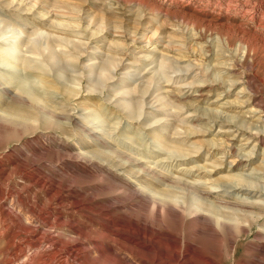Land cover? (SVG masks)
Masks as SVG:
<instances>
[{
	"label": "rangeland",
	"instance_id": "374dc122",
	"mask_svg": "<svg viewBox=\"0 0 264 264\" xmlns=\"http://www.w3.org/2000/svg\"><path fill=\"white\" fill-rule=\"evenodd\" d=\"M0 264H264V0H0Z\"/></svg>",
	"mask_w": 264,
	"mask_h": 264
},
{
	"label": "bare ground",
	"instance_id": "6f19581e",
	"mask_svg": "<svg viewBox=\"0 0 264 264\" xmlns=\"http://www.w3.org/2000/svg\"><path fill=\"white\" fill-rule=\"evenodd\" d=\"M51 59L52 60H55L56 59V57H55V55L52 53L51 54ZM228 103V102H227ZM246 104V103H245ZM224 106V105H223ZM140 191V190H139ZM249 202V201H248ZM236 203V202H235ZM239 203V202H238ZM238 203H236V204H238ZM236 204H234V206L236 205ZM241 204V203H240ZM243 204V203H242ZM255 204V203H254ZM252 202L251 203H247L246 204V206H247V208H250V207H255V205H254ZM244 205V204H243ZM257 206H259V205H257ZM190 207V206H189ZM240 207H241V205H240ZM186 208V207H185ZM184 208V209H185ZM258 208V207H257ZM256 208V209H257ZM191 209V208H190ZM238 210L240 209V208H237ZM243 209H244V207H243ZM175 210V209H174ZM193 211V210H192ZM191 210H188V212H192ZM240 211V210H239ZM247 212V211H246ZM253 212V211H252ZM197 213V212H196ZM249 213H251V212H249ZM198 214V213H197ZM195 215V214H194ZM193 215V216H194ZM260 216V215H259ZM207 217H205V219H206ZM196 218H194V220H195ZM197 220H198V218H197ZM208 220V219H207ZM198 221H200V220H198ZM201 221H203L202 219H201ZM206 221V220H205ZM206 224H207V222H205ZM225 224V223H224ZM199 225V224H198ZM201 225V224H200ZM220 225V224H219ZM210 226V225H209ZM224 227V226H223ZM213 228V227H212ZM212 228L210 229V230H212ZM225 228H226V226H225ZM205 229V228H204ZM214 231V230H213ZM217 232V231H216ZM216 232H215V234H216Z\"/></svg>",
	"mask_w": 264,
	"mask_h": 264
}]
</instances>
